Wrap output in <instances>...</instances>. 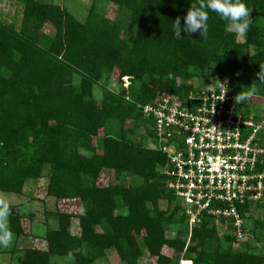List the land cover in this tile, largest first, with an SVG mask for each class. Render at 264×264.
Returning a JSON list of instances; mask_svg holds the SVG:
<instances>
[{"label":"trees","instance_id":"16d2710c","mask_svg":"<svg viewBox=\"0 0 264 264\" xmlns=\"http://www.w3.org/2000/svg\"><path fill=\"white\" fill-rule=\"evenodd\" d=\"M10 1L22 8V20L19 29L0 20V192L22 195L48 171L47 196L82 205L78 214L56 209L57 227L47 229L45 246L22 250L21 264H52L56 257L94 264L110 250L124 264H139L146 253L155 264H180L165 248L192 264H264V221L251 205L239 207L246 238L239 248L207 218L189 239L183 208L166 186L168 159L143 142L154 138L143 107L162 93L183 98L196 82L229 79L237 96L248 82L240 75L248 64L253 94L264 97L257 75L264 67V0H244L252 24L243 42L225 32L214 12L206 35L175 38L172 22L180 17L183 25L191 6L206 0H94L84 23L60 5ZM109 4L118 15L128 13L132 39L105 15ZM115 78L117 90L109 88ZM106 172L113 180L99 185ZM125 177L141 182L124 186ZM23 218L12 209L7 230L24 235Z\"/></svg>","mask_w":264,"mask_h":264},{"label":"built area","instance_id":"2783aa9c","mask_svg":"<svg viewBox=\"0 0 264 264\" xmlns=\"http://www.w3.org/2000/svg\"><path fill=\"white\" fill-rule=\"evenodd\" d=\"M230 86L229 79L196 82L183 98L162 93L143 107L155 148L168 159L166 186L183 208L189 239L207 218L242 240L239 207L264 205V116L245 115Z\"/></svg>","mask_w":264,"mask_h":264},{"label":"rangeland","instance_id":"374dc122","mask_svg":"<svg viewBox=\"0 0 264 264\" xmlns=\"http://www.w3.org/2000/svg\"><path fill=\"white\" fill-rule=\"evenodd\" d=\"M45 3L60 5L66 10H68L78 21L84 23L86 22L90 9L94 0H41ZM105 15L110 21H119L121 29L129 36L130 39L133 38L134 28L129 21L128 13H121L118 15L117 7L113 4H109L104 7ZM0 20L7 24H11L16 29L20 28L22 20V8L10 0H0ZM237 33V32H236ZM238 34V42H243L245 39V34ZM252 53L255 49H251ZM240 75L248 79L247 84L244 87L243 92L246 93V105L251 106L250 110L255 116H264V97L255 96L252 91V79L253 73L252 68L247 64L241 70ZM118 84L116 83V78L110 82L109 88L117 90ZM102 85L95 86L94 94L98 101H101ZM248 103V104H247ZM102 133V132H101ZM145 129H139L137 131L138 138L142 139L145 135ZM145 137V136H144ZM143 142L146 145L154 147L155 143L152 140L143 138ZM48 171H45L43 177L38 181H30L26 184L24 188V193L22 195L8 194L0 192V201L6 202L10 208V212L13 209L14 212L21 214L24 218V236H19L13 234V240L9 247L0 246V264H20L23 258L22 249L28 248H42L44 245V237L48 228H56L57 222L56 218L52 215L56 209L63 212H68L71 214H78L82 212V205L78 200L60 202L51 197L47 196V184H48ZM112 174L109 172L104 173L102 179H100L99 185L113 180ZM141 180L139 178L125 177L121 181L124 186H129L131 184H139ZM162 208L166 207V204L161 205ZM257 218L264 221V205L255 207ZM9 217L7 218L6 228L9 227ZM252 226V222H249ZM218 231L219 235L222 237L225 234L231 235L236 238L235 232L226 224H216L213 223ZM73 233L75 235L80 234V228L77 220L73 221ZM245 236L242 240H234L232 246L233 248H239L242 243H244ZM250 244L257 246L258 250L262 249V244L255 243L254 240L250 238ZM43 244V245H42ZM164 253L173 256L175 259L180 260V264H192L189 261L182 260V254L173 252L168 248L164 249ZM154 259L150 258L147 253L140 260L139 264H155ZM52 264H75L73 258L68 257H56L52 259ZM94 264H124L121 262L117 253L114 250L107 252L105 258L97 261Z\"/></svg>","mask_w":264,"mask_h":264},{"label":"clouds","instance_id":"9594fccd","mask_svg":"<svg viewBox=\"0 0 264 264\" xmlns=\"http://www.w3.org/2000/svg\"><path fill=\"white\" fill-rule=\"evenodd\" d=\"M209 12H214L220 20L225 22V32H237L245 34L249 31L252 20L250 19V9L244 0H206L199 7H193L188 10L183 17V25L181 18L177 17L172 22L173 35L177 39H181L184 34H196L200 36L206 35L208 32ZM259 81L264 82V67H260L257 73ZM171 78V74H169ZM246 93L241 91L235 101L239 103L245 102ZM10 215V208L6 202L0 201V246L9 247L13 240V234L6 228L7 218Z\"/></svg>","mask_w":264,"mask_h":264},{"label":"crops","instance_id":"0c3cea01","mask_svg":"<svg viewBox=\"0 0 264 264\" xmlns=\"http://www.w3.org/2000/svg\"><path fill=\"white\" fill-rule=\"evenodd\" d=\"M247 104H248V103H247ZM248 106H250V105L248 104ZM245 107H247V106L245 105ZM245 107H244V108H245ZM250 107H251V106H250ZM23 236H24V235H23ZM22 250H23V249H22ZM20 264H21V263H20Z\"/></svg>","mask_w":264,"mask_h":264}]
</instances>
